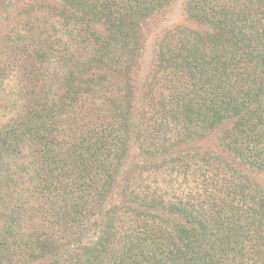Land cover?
I'll use <instances>...</instances> for the list:
<instances>
[{
    "label": "trees",
    "instance_id": "obj_1",
    "mask_svg": "<svg viewBox=\"0 0 264 264\" xmlns=\"http://www.w3.org/2000/svg\"><path fill=\"white\" fill-rule=\"evenodd\" d=\"M171 1L0 0V112L15 111L0 123V264H264V190L245 171H264V0H187L197 28L163 32L138 96ZM217 129L223 154L198 145ZM134 145L143 171L207 184L169 206L179 219L137 184L117 217Z\"/></svg>",
    "mask_w": 264,
    "mask_h": 264
},
{
    "label": "rangeland",
    "instance_id": "obj_2",
    "mask_svg": "<svg viewBox=\"0 0 264 264\" xmlns=\"http://www.w3.org/2000/svg\"><path fill=\"white\" fill-rule=\"evenodd\" d=\"M186 1L187 0H172L166 9L157 13L156 17L150 22L149 30L147 32V40L144 43V50L140 58V66L135 76L136 93L138 96L142 92V87L146 81V78H148L149 73L155 68L158 40L163 32L165 30L168 31L171 27L179 24H184L187 26L189 25L191 27L197 28L195 22H192L186 16ZM21 2L22 0H20L17 8L20 7ZM15 22L16 21L13 20L7 25L6 21H4L3 24H6V27L8 28ZM0 28L1 33L4 32L3 29H6L2 26ZM9 79H11L12 81V79H14V76H10ZM11 85L13 84L6 85L9 91L11 89ZM7 96L9 95L3 94V97H0V106L3 104V101ZM0 109L2 108L0 107ZM14 112V110H8L3 113L1 111L0 123L10 118ZM219 131L220 129H217L216 131L210 133L204 139H202L198 143V145L201 148L203 147L205 149H211L215 152L223 154V150L218 143ZM143 152L141 149H138V145L132 146L129 150L127 159L124 163V169L122 170L123 172L118 178L121 189L118 187L119 189L116 192V196L112 200V204H115V207L118 208L117 211L114 209L117 217L121 218L124 211L120 209L118 202L122 201L124 197H127L128 192L131 191V189L134 188L137 184V186L140 187L138 190L141 191L144 196H152L156 194L163 198L165 207L162 209V212L164 215H167L168 217H171V215H173L171 218L174 217V219H179L180 216L178 213L177 215L175 212H169V206H171V204L179 202L180 200H186L190 201L191 203H196V201H192V199L196 197V195H198L200 191L205 192V190L208 189L207 184H202L201 182H199L200 179L197 180L194 178V175L192 173L193 169L192 171L186 173L185 176H182L181 174H174V181L169 180L168 176L170 174V171L169 169L166 170V168L163 170V174H151L146 170L143 171V168L151 163V160H146V154ZM141 171L144 174L142 176L143 179L137 180V183L136 180H129L130 176H133V173L136 174ZM245 171L251 177V179L257 182L264 190V171L253 170L250 168H245ZM128 182H131L132 185L126 188Z\"/></svg>",
    "mask_w": 264,
    "mask_h": 264
}]
</instances>
